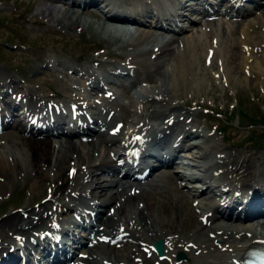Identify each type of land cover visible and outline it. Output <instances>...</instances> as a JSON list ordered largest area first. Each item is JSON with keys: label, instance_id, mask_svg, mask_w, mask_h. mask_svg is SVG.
<instances>
[{"label": "bare ground", "instance_id": "bare-ground-1", "mask_svg": "<svg viewBox=\"0 0 264 264\" xmlns=\"http://www.w3.org/2000/svg\"><path fill=\"white\" fill-rule=\"evenodd\" d=\"M59 1H65L68 9L62 12L58 18L52 16V11L43 13V17H48V20H52L56 25H59L60 29L65 28L69 33L73 31L75 25L77 27L83 25V27L89 28L97 35L99 41L106 42V45L115 46V49L119 52L129 49L124 61L118 62V69L110 68L108 71L111 70V75L119 78L123 74L136 70L137 66L144 67L145 65H149L153 67V72L151 73L154 74V77L146 75L142 80L148 83L153 81L154 86L151 88L140 86L129 96V102L133 105L134 110H132L133 118L130 120L132 127H128L126 131L120 129L118 133H111V135H105L104 132L100 131L94 137L92 136L93 134L88 136L85 141L76 140L64 135L56 139L55 142H57L53 144L52 138L38 136L43 133L42 130L35 131L29 129L26 124L21 125L20 120H25L27 123L29 119L34 120L38 114H41L44 119L54 117L57 120L58 117L68 112L62 109L63 107L58 103H48L50 99H47L44 94L38 92V90L42 89L41 85L34 87L28 83L27 86L18 83V86L22 87L16 89V80L18 79L3 68L5 66L0 64V107L6 105V101H9L10 105L21 103L23 107L17 113L19 118L16 116H7L6 118V113L2 112L3 107L0 108V124L4 123L5 125L15 126L19 129L18 133L14 132L17 135L16 139L10 140L9 145L7 144L8 142L0 141V175L9 177L12 174H23L25 176L29 171L34 170L37 172L41 167V162H47V165L49 164L48 168L54 171L53 174L51 173L50 178L55 182V186H52L48 192V197L52 198L53 201L40 202V205L36 207L28 206L25 211L28 213L27 216L24 213L14 212L0 218V257H3L2 252L10 250V248H13L16 252H18L17 249L23 251L21 255H13L9 261H2L0 264H37L43 250L40 249L32 254L31 249L34 248V245L31 242L37 239L36 244L40 248L42 244L39 243H45V239L43 238L48 236L54 227L58 226L57 221L61 224L63 222L66 223L60 229L63 233H71L67 227L76 222L77 218L84 213L86 215L88 213L97 215V217L90 222H86V220L82 222L84 229L88 231L85 234L86 238L77 236L76 233L68 237L69 239L73 238L80 247L74 252L73 250H68L71 251V255H68L64 261H59L58 264H137L138 261H136L135 257L141 256L140 260L143 262L145 258L142 259V256L145 253L154 256V259L157 261L163 262L164 258L173 264H243L245 254L251 246L264 245V220L258 214L263 211L262 207H264L260 204L264 201V184L261 181L264 180V155L259 156L255 164H247V159L245 157L240 158L236 152L222 153L223 149L216 142H210L209 147L202 149V152L199 154L192 153L189 148L194 146V142H197L192 140L194 135H200L209 140L212 133L207 132L205 128L200 127L195 122L190 116L191 112L189 109L181 110L182 108L179 107V103L177 102L179 100L177 98H179V85L181 83L191 84L189 79L195 78V68L199 62V57L205 56L206 49L207 56H205V61H209L210 58L212 61L215 60L213 66L218 70L222 66L220 63L222 57H224L228 67V63L231 61V71L228 70L230 71L228 72V76L222 73L225 75V81L228 80L229 76V80L231 78L232 82L235 79L239 81L242 79L246 80L249 75H255L264 79V74L259 73L258 70L256 71L254 62H251L253 58H262L264 53L263 47L257 48L261 43V39L264 38V31H261V28L264 27V21L262 18L250 14L252 9L260 4L261 0H252L251 2L254 3L252 4V8L246 7L244 11H235V13L233 12L235 6L237 4L240 5L243 0H231V4H226L222 10L225 15L233 16L246 12L250 14L247 16V23H245V26L241 30L239 28L238 39L234 42L235 44H232L234 46L232 48L230 46L231 42L228 39L229 37L221 39L218 43L216 41V38H218L215 34L216 32L212 29L206 31V29V49L194 43L196 41L193 38L194 36L179 35L177 37H167L157 35V33L155 34L151 31V28H159L165 32L172 30L173 27L170 23H158L154 19H150L149 22L140 17L135 19L127 18L123 15L114 14L111 11V9L121 10L124 6L128 11L134 10L151 14L153 12L152 7L153 9L161 7L158 4L160 0H131L132 3L123 0H49V2ZM199 1L203 9L200 12L201 14L204 15L205 13V16L215 14L216 10L214 11V9L208 7L205 0ZM221 1L218 0V3ZM170 2L172 7L167 1H165V5L171 9V12H174L172 15L177 21H180L185 16L183 6L186 8L187 2L189 4L193 3L188 0H170ZM75 6L87 8L93 12L90 14L95 18L97 23L82 19L80 14H76L78 11L73 10L74 8L70 9ZM95 8L97 9L95 10ZM159 13L160 16L165 18L162 15L163 12L159 11ZM128 20L135 23H128ZM166 20L168 21V19ZM207 23V26H210L213 21L209 20ZM228 24L231 25V22L229 21ZM128 25L135 26V30L130 34L131 37L125 38L124 35L129 30ZM180 32H184V30L179 28L176 33ZM30 55L32 58L36 56L35 53H30ZM236 59L237 64L233 66ZM36 70L42 73L46 70V73L49 74L47 76L49 81L52 80V78H48L49 76L54 75L53 77L58 80L57 78H59L60 74L66 75L65 70L67 72L72 71V77L75 79H71L72 82L65 80L66 85L64 84V88L66 92L63 93L62 101H60L62 103L72 100L79 103L78 107H83L81 101L73 100L77 97L75 93L67 92V89L72 86H81L85 89L84 83L88 84L90 81L89 87L91 90L95 89V87L99 88V95L106 90V97H101V102L104 104L98 107V117L104 116L102 120L103 125L108 123L107 116H111V119H120V113L113 106L108 105L107 99L114 101L117 105L121 102L116 100L114 92L112 93L106 87L103 89L100 86L106 82L107 75L103 76V80H101L92 70H88L85 67H76L65 58L51 54H47L46 58L44 57V61L41 62L39 67H36ZM260 70L262 69L260 68ZM94 82L99 86H96ZM136 82V78H131L128 82H122V85L130 87ZM119 83L121 84V81ZM139 89H142V92ZM5 93L8 97L2 100V96ZM85 99L87 100L84 97ZM72 101L67 103L70 104ZM162 105L163 107L160 108L159 106ZM112 109H114L113 113ZM8 117L14 121L11 122ZM79 117L82 118L83 122L87 120L86 116L82 113ZM158 119H160L158 122L154 121ZM72 122H75V120L71 117L67 119L69 125ZM114 126L115 121L108 126V130ZM7 130L0 131V138H4L7 135ZM56 130L61 132L63 128L58 126ZM48 134H51V132L46 135ZM180 134H182V137L177 140ZM171 137L173 138L171 139ZM203 139L202 142H204ZM186 140L188 144H186ZM143 141H145L144 145ZM146 145L147 148L145 147ZM175 145H181L183 149H176ZM132 146L135 148L132 149ZM102 147L103 152H101V157L96 158ZM148 148H154L157 152L163 148H168L169 150L165 152L173 153L175 151L177 154L170 159L169 163L163 164L160 170L166 171L167 174L165 176L173 184L170 188L180 191L183 196L182 200L185 202L180 203V198L176 196L173 198L175 204L171 205L169 203L171 200L166 199L162 205L166 209H169L168 215L159 212L160 217L155 216V214H158V204L156 202H154L155 205L153 202L142 203L139 201L134 203L135 194L137 193L132 194L126 191V187L131 186L130 191L138 192L140 186H134L131 182L125 184L121 180L125 176L138 179L141 178L140 174L125 173L121 175L122 177L117 176L119 169L125 164L123 160L132 161L133 165H140L143 153ZM125 149L128 150L124 152ZM185 151L186 154H191L187 159L189 163L186 166H181L183 167L181 168L182 171H179V169L174 168L175 165L179 166L177 165L178 161L175 162V158L177 157V160L180 157L179 152L183 154ZM71 161L76 169L74 178H72L76 184L72 185L73 181L68 182L70 179L66 177V181L61 182V191H59L60 186L56 184L57 179L53 178H61L60 176L62 175L64 177V165H67L66 171L68 172V169L72 168ZM168 165L172 166L169 168L167 167ZM144 166H146V169L142 173H145L144 178H146L153 171L152 169L156 167L149 170L148 164ZM142 169L143 167L140 168V170ZM195 169L200 170V173L195 172ZM117 170L118 172L116 173ZM101 172H107L110 175L116 174L115 176L101 180L99 178ZM195 178L201 180H192ZM185 179H189L191 182L190 186H188L189 182L187 184L184 181ZM126 181L128 180L124 182ZM201 181L206 185L203 188H199ZM50 185H48L49 188ZM231 185L234 186L231 187ZM113 186L117 187L115 192H107ZM217 187H220L218 194L221 196L227 195L232 189L233 191L240 190L242 199L248 197L250 194L246 200V204L248 205L247 210L255 213H234L231 210H226L228 206L225 209L224 205L219 201H216L217 203L208 202L211 194L207 197L205 195ZM183 188L192 192L196 198L200 195V201L194 202L193 196L184 193ZM261 189L263 191H255ZM66 190L68 192L65 193ZM71 191L76 192V194H72ZM85 191L90 192V197H93L94 200H90V197L87 199ZM102 195H105V197L102 198ZM65 196L68 199H65ZM96 197L99 198L95 199ZM117 200L120 201L117 205V211L113 213L109 212L107 207ZM48 203L49 207L46 206ZM193 206H195L197 212L200 214L201 220L197 222L193 219L194 224L189 229L175 230L173 226L178 228L183 223H187V216L184 217V210L189 209L190 217L193 218ZM64 207H67V210L74 208V213H76L75 218L74 213L71 216L66 214L63 215L65 221H61L59 214L64 211ZM244 210H246V207H244ZM157 237H161L164 242V253L161 255L163 258L155 253L152 246ZM69 239H65L64 243H69ZM112 241L115 242L114 245H112ZM48 246L55 250L51 244L48 243ZM178 250L184 251L188 260L182 258L177 262L176 254ZM46 256L48 254H45L42 258V260L46 259L44 262H58L52 261L54 259L52 254H49L52 260L47 259Z\"/></svg>", "mask_w": 264, "mask_h": 264}, {"label": "rangeland", "instance_id": "rangeland-1", "mask_svg": "<svg viewBox=\"0 0 264 264\" xmlns=\"http://www.w3.org/2000/svg\"><path fill=\"white\" fill-rule=\"evenodd\" d=\"M72 8H74L73 10L78 11V13L76 14H80L82 19L89 20L92 23H97L95 18H93V16H91L90 14L93 12L89 11V9L87 8L81 9L77 6L71 7L70 9L72 10ZM67 9H68V5L65 4V2L63 1L49 2V0H0V64H2V66H5L3 68H5L9 73L15 75L16 78L18 79L16 80L17 81V86L15 87L16 89H20L22 87V86H18V83L22 84L23 86H27L28 84L32 83L30 85L34 87L38 86V84L41 83V85L43 86H41L42 89L38 90V92L44 93L45 96H49L51 99L61 100L63 98V93L66 92L64 88V84L66 85L65 80L72 82V80L75 79L71 75L73 73H69L66 70L67 76L62 75V78L59 76V78H57L58 80H56L53 77L54 75L49 76L48 78H52L51 81L45 79L49 75L46 73V71L41 75L40 74H37L36 76L31 75L35 67H37L38 63L44 61V57L46 58L47 54L65 58L66 60L71 62L72 65L74 64L75 66L78 67H82V66L87 67V63L85 64L84 62L89 61L88 66H95V62H93L94 60L107 58L108 56H112L114 52H117L114 50L113 46H110L109 44L106 45L107 44L106 42L103 43V41H99V37L95 35L89 28L83 27V25H80V27H77L75 25L73 31L69 33L65 28H64L65 30L63 28L60 29L61 27L59 25H56V23H54L52 20H48V17H43V13L52 11L51 12L52 16L58 18V16H60L62 12H64ZM256 9L254 10L255 12L253 11L251 14H254L253 16L262 18L264 21V3H261V5H259ZM212 18L209 19L213 21V23L210 24V26H207L208 23H205V21L202 22L203 25L202 23L200 24L197 22L189 26L187 20L183 19L181 23L184 25V32H180L177 34L170 33V35L172 37H177L179 35H185L187 37L194 36L193 38H195L196 40L194 43H197L199 47L202 46L204 49H206L205 46L207 39L205 36V32L209 31V29H212L213 31L216 32L215 34L218 36V38H216V41H218V43L220 42L221 39H227L229 37L228 39L231 42L230 46L231 48L234 47L232 44H235L234 42H236L238 39L239 31L241 30V28L245 26V23H247L248 20L247 16H239L233 18L230 17L223 18L222 16H217L216 18L217 20ZM229 21L231 22V25L228 24ZM263 29L264 27L261 28V31H264ZM158 31L160 30H156L154 33L160 35ZM161 32L164 33L163 31ZM129 37H131V35ZM261 47H263L264 49V38L261 39V43L257 48H261ZM220 48L222 49V47ZM130 49H132V47H130ZM30 53H35L36 56L32 58ZM126 53L128 52H125L124 54ZM206 54H207V49L204 55L207 56ZM220 55H222V53H220ZM205 56L199 57V62L195 68V78L194 79L193 77L191 79L188 78L191 84L181 83L178 87L179 98H177V100L179 101L177 102L179 103V107L182 108L181 110L189 109L191 112L190 116L195 120V122L199 124L200 127L205 128L207 132L212 133V136L210 137L209 140L208 138H206L205 143L202 142L200 144L201 146H198V148L195 147L194 149H192V151L199 150L196 153L199 154L202 152L203 148L209 147L210 142L211 143L216 142L217 145L221 149H223L222 153L236 152L238 153V156L240 158L245 157L247 159L246 160L247 164H255L258 160L257 158L262 154L264 155V125L262 124L254 125L251 123L261 121L259 120V115H261L262 112L264 113V85H263L264 79H262V77L261 78L256 77L255 75L252 76L249 75L246 78V80L242 79L241 81H239L235 79L232 82L231 78L229 80L230 77L229 76L227 82L224 80V76L225 75L228 76V72L231 71L230 70V65H232L231 61L230 63H228L229 64L228 67L224 60V57H222V59L220 60L222 66L218 70L213 66L214 64L213 62L215 60L212 61V59L210 58L209 61H205ZM36 60L38 61L36 62ZM251 62L252 63L254 62V65L257 67L256 68L254 66L256 71L258 70L259 73L264 74V53L262 58H253ZM236 64H237V59L233 64V66ZM148 66L146 65L144 67L139 66L140 68L139 67L138 69L136 68V70L133 72L134 75L132 77L136 78L138 82V83L136 82V84L132 86L133 88L135 87L138 88L140 86L141 87L147 86L151 88L152 86H154L153 81L151 83H148L147 81L142 80L146 75L149 77L150 76L154 77V74L151 73L153 72L152 71L153 67L152 66L148 67ZM260 68L262 70H260ZM222 73H224L225 75H223ZM113 86L117 87L116 85ZM106 88L110 90L108 87ZM82 91H83L82 89H79L76 86H72L67 89V92H73L79 95L82 94ZM105 91H103L102 94L103 98L106 97ZM52 94H55L57 96H59L60 94V96L54 97ZM115 94H117L115 96L116 100L120 101L121 103L117 105V103H114V101L106 98L107 103L108 105L113 106L114 109L118 110V112L120 113L119 118H122L124 116L122 120L124 124L127 126L130 120L133 118L132 110H134V107L133 105L127 103L128 98H126L125 93H123V91H121L120 88L119 90H117V92H115ZM94 97L95 99H98L96 95ZM89 98L92 101L95 100L93 98V95H90ZM124 98H126L127 100ZM73 100L77 101L78 99L76 98ZM121 100L126 101L124 103H126L127 105L122 103ZM88 101L90 102V100ZM159 107L161 108L163 107V105ZM7 129H5L8 131L7 135L4 134L6 136L4 138H0V141L6 143L8 142L7 144L9 145L10 140L12 141L16 139L17 132L14 133L15 131H13L12 127H9ZM196 136L197 135H194V137L193 136L192 137L196 138V140L198 138L199 139L202 138L200 135H198L197 137ZM56 139L57 138H55L52 141L55 142ZM261 141L262 143L259 146L255 147V144ZM101 152H103V147L101 148V151L99 150L98 156H96V158H98L99 156L101 157ZM48 166L49 164L47 165V162L44 163L41 162V167L37 170V172L32 170L26 173L25 176L23 174H17V175L12 174L9 177H6L5 175H0V218L14 212H18L22 214L24 213V215L27 216L28 213L25 211L28 208V206L36 207L38 206V204H40V202H42L46 197H48L49 189H51L53 184H55V182H53L54 180L50 178V175H52L54 171L50 170ZM66 169H67V165L65 164L63 171L65 172L64 177L62 175L60 176L61 178H57V177L53 178L55 180L57 179L56 184H58L59 186L61 185V182L65 180L67 177ZM194 171L200 173V170L198 169L197 170L195 169ZM151 174L153 175H150L144 181L132 180L133 181L132 182L131 180H129L130 182H132V185L137 187L140 186L138 192L130 191L131 186L130 187L127 186L126 191L132 194H134L135 192L137 193L135 194L134 203H137L139 201L142 203L153 202V204L155 205L154 202H156L158 204V214H155V216L160 217L161 215L159 212L168 215L167 212L169 211V209H166L165 206L162 205V203H165L164 201L166 199H170L171 201L169 200L170 202L169 201L168 202L171 205L175 204L173 198H175L176 196L180 198L179 199L180 203H184L185 201L182 200L183 196L180 191H176L173 188H170L173 184L171 183L170 179L167 176H165V174H167L166 171L156 169ZM105 176H109V175L103 173L99 175V178L103 180V177ZM161 179L164 181H162ZM125 180L126 179H122L123 183L128 184V181L124 182ZM193 180L200 181L199 179H193ZM178 181H180V179H178ZM200 183L201 185L199 188H203L206 186L204 182L201 181ZM48 185H50V188ZM233 186L234 185H231V187ZM219 188L220 187L214 189L216 191L219 190ZM116 189L117 187L113 186L112 188H109L107 192H112V191L115 192ZM183 191L184 193L193 196L194 202L200 201L201 199L200 195L196 198L195 195H193L192 192L187 191L186 188H183ZM209 194H211V198L208 199V202L217 203L218 201L222 200L220 195L213 193V190H210L209 193L206 194L205 196L207 197ZM104 197L105 195H102V198ZM161 198L162 200H160ZM90 200H94L93 197H90ZM119 203L120 201L117 200L116 202L110 204L107 207L109 212L113 213L117 211V205ZM193 207H194L192 214L193 218L190 217L189 209H188L189 211L184 210L185 211L184 217L187 216V223L185 224L183 223L178 228H175L173 226L175 230L177 229L184 230V228L189 229L191 228V226H193L192 224H194V221L199 222L201 220L200 214L197 212V209L195 208V206ZM236 209H237L236 206L233 207V211H235ZM164 210L165 212H163ZM158 238L161 237H157V239ZM114 244L115 242L112 241V245ZM160 257L163 258V256L161 255ZM140 258L141 256L135 257L136 261H138L137 264H173L172 262L164 258L163 260L168 263H165L164 261L163 262L157 261L154 259L155 258L154 256H151L148 253H145L142 256V259L145 258L144 263H142V261L139 260ZM177 262L179 261L177 260Z\"/></svg>", "mask_w": 264, "mask_h": 264}, {"label": "water", "instance_id": "water-1", "mask_svg": "<svg viewBox=\"0 0 264 264\" xmlns=\"http://www.w3.org/2000/svg\"><path fill=\"white\" fill-rule=\"evenodd\" d=\"M155 245H156L157 250L159 252H161L162 251V244H161V242L160 241H157ZM182 256H184V254L182 252H180L179 255H178V257H182Z\"/></svg>", "mask_w": 264, "mask_h": 264}, {"label": "trees", "instance_id": "trees-1", "mask_svg": "<svg viewBox=\"0 0 264 264\" xmlns=\"http://www.w3.org/2000/svg\"><path fill=\"white\" fill-rule=\"evenodd\" d=\"M264 122V116L260 118Z\"/></svg>", "mask_w": 264, "mask_h": 264}]
</instances>
